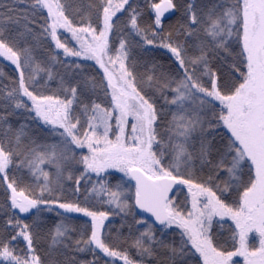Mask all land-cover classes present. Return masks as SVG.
I'll return each mask as SVG.
<instances>
[{
  "label": "rangeland",
  "instance_id": "rangeland-1",
  "mask_svg": "<svg viewBox=\"0 0 264 264\" xmlns=\"http://www.w3.org/2000/svg\"><path fill=\"white\" fill-rule=\"evenodd\" d=\"M38 1L0 13V259L264 264V0Z\"/></svg>",
  "mask_w": 264,
  "mask_h": 264
},
{
  "label": "water",
  "instance_id": "water-1",
  "mask_svg": "<svg viewBox=\"0 0 264 264\" xmlns=\"http://www.w3.org/2000/svg\"><path fill=\"white\" fill-rule=\"evenodd\" d=\"M174 12L175 7L169 0L155 7L159 20H166ZM129 177L137 189L136 209L139 215L147 217L158 226L164 225L167 221L166 202L173 195L178 184L177 178L163 176L152 179L137 167L130 169Z\"/></svg>",
  "mask_w": 264,
  "mask_h": 264
},
{
  "label": "trees",
  "instance_id": "trees-1",
  "mask_svg": "<svg viewBox=\"0 0 264 264\" xmlns=\"http://www.w3.org/2000/svg\"><path fill=\"white\" fill-rule=\"evenodd\" d=\"M42 1V3L44 4V2L46 3V1L47 0H41ZM50 1V0H49ZM38 3L39 4V1L38 0H0V13H2V12H8V13H11V12H13L15 9H16V7H21L22 5H24V4H28V3ZM40 5V4H39ZM41 7V6H40ZM56 8V7H55ZM41 9L43 10L44 8H42L41 7ZM47 10H45L44 12L46 13L47 11H50V12H52L51 10H52V7H51V5H49V3H48V5H47V8H46ZM49 12V13H50ZM56 18H57V20H58V22L59 23H61V24H64L65 25V27H64V29H63V31L65 30V32L67 31V29L69 30V29H71L70 27H69V25L67 24V23H63L64 22V20H63V18H62V16H60V13L59 14H57V16H56ZM70 32V31H69ZM68 33V32H67ZM9 98V96H7L6 98H5V101L7 102V99ZM15 98L18 100V97H17V95H14V96H12L9 100H8V102H12L13 103V101L15 100ZM21 102H23V100L21 101ZM14 103H16V102H14ZM18 105H20V104H18ZM35 105L37 106V108H35L36 109V111L37 112H39L40 111V109H42L43 107H45V105H46V102L43 100V99H40L39 101H37V103L35 102ZM21 106V105H20ZM26 212H24V211H22V212H19V215H21L20 217H24L25 215H27V214H25ZM18 214V213H17ZM16 216V218L18 219V217H17V215H15ZM19 236H21L22 237V235H19ZM13 238H15V236L13 237ZM11 239V241H10V243L9 242H7V241H4L3 243H4V245L2 246V247H5V248H7L8 249V251H15V248H17V246H19V244L24 240V238H20V240H17L16 238L15 239ZM9 241V240H8ZM11 244V245H10ZM2 247H0V248H2ZM14 247V248H13ZM8 251H6V257H2L1 259H0V264H22V262H20L19 260H17V258H15L14 257V259H13V257L12 256H9L11 253L10 252H8ZM16 252V251H15Z\"/></svg>",
  "mask_w": 264,
  "mask_h": 264
},
{
  "label": "bare ground",
  "instance_id": "bare-ground-1",
  "mask_svg": "<svg viewBox=\"0 0 264 264\" xmlns=\"http://www.w3.org/2000/svg\"><path fill=\"white\" fill-rule=\"evenodd\" d=\"M19 35L20 37L23 39L24 38V35L23 33L19 32ZM25 39V38H24ZM78 76H76L73 72L69 73V75L64 79V81H66V83H69L70 81H72L73 79H76ZM10 125L13 124V125H16L18 124V121L14 120V121H10L9 122Z\"/></svg>",
  "mask_w": 264,
  "mask_h": 264
}]
</instances>
